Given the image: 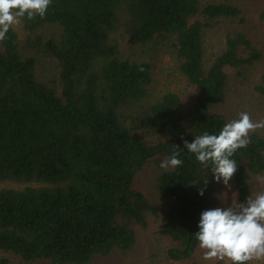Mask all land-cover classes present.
Returning <instances> with one entry per match:
<instances>
[{
    "label": "trees",
    "instance_id": "obj_1",
    "mask_svg": "<svg viewBox=\"0 0 264 264\" xmlns=\"http://www.w3.org/2000/svg\"><path fill=\"white\" fill-rule=\"evenodd\" d=\"M215 18L244 22L231 0H52L44 19L21 21L22 42L9 30L0 42V182L22 186H0V251L25 262L86 264L131 250L135 226L154 213L133 180L176 145L183 165L156 177L166 201L158 233L173 242L166 251L172 261L192 258L201 212L219 207V182L183 141L220 131L228 121L211 108L225 93L227 70L263 57L237 32L226 34L208 63L203 32ZM258 18L264 22V6ZM50 26L52 34L38 32ZM119 31L130 47L168 53L197 88L195 99L182 106L174 92L151 95V62L124 57ZM46 61L56 69L52 80L40 76ZM254 90L264 97V71ZM232 159L242 203L250 176L264 172V136L251 133ZM0 264L14 263L0 256Z\"/></svg>",
    "mask_w": 264,
    "mask_h": 264
},
{
    "label": "rangeland",
    "instance_id": "obj_2",
    "mask_svg": "<svg viewBox=\"0 0 264 264\" xmlns=\"http://www.w3.org/2000/svg\"><path fill=\"white\" fill-rule=\"evenodd\" d=\"M231 3L241 10L244 22L236 18H215L209 20L211 25L204 29V56L209 63L224 46L226 34L242 32L262 52V59L252 65L239 67L237 70L228 69V83L225 93L218 104L212 106L211 110L222 115L228 122L238 119L241 112H248L253 121L264 120V97L260 96L254 87L259 83L260 75L264 71V22L258 18L259 10L264 6V0H231ZM18 39L22 42L27 32L22 24L13 27ZM38 32L52 34L55 32L53 26L40 29ZM119 39V51L124 57L131 59L146 57L152 65L153 80L150 85L151 95H161L171 91L180 97L182 106L189 105L197 95V88L189 85L185 78L177 73L173 66V60L168 53L157 48L155 51L144 50L140 46H129L125 41V35L119 31L116 35ZM39 69L42 71L41 78H54L56 69L50 62H42ZM264 136V129L257 131ZM164 156H156L138 171L134 180L133 188L142 192L151 203L154 213H149L146 218L145 227L135 226L136 242L129 251L112 250L105 257H94L86 264H212L215 262L202 259V253L197 246L192 258L187 261H172L166 254L167 249L173 246V242L166 236L158 233L163 222V213L166 201L162 199L156 190V177L161 170L159 164L165 160ZM230 187H225L222 182L218 183L216 189V200L219 207L229 206L237 201V192L232 180ZM250 195L264 191V172L259 175L250 176ZM0 186H22L19 183L0 182ZM238 202V201H237ZM0 256L9 258L14 264H49L47 260H36L33 262L22 261L21 258L0 251ZM223 263V262H222Z\"/></svg>",
    "mask_w": 264,
    "mask_h": 264
},
{
    "label": "clouds",
    "instance_id": "obj_3",
    "mask_svg": "<svg viewBox=\"0 0 264 264\" xmlns=\"http://www.w3.org/2000/svg\"><path fill=\"white\" fill-rule=\"evenodd\" d=\"M52 0H0V42L7 39L11 28L23 19H44ZM264 129V120L253 121L248 112L223 125L217 134L204 132L192 142L183 141L184 149L195 156L204 168H210L215 182L230 187L229 181L237 171L232 157L238 149L250 143V134ZM181 149L173 145L169 158L160 162L164 170L183 165ZM207 180L204 181L205 185ZM199 195L204 189L198 190ZM195 239L202 259L223 264H264V191L236 200L226 207L204 210L200 214Z\"/></svg>",
    "mask_w": 264,
    "mask_h": 264
}]
</instances>
